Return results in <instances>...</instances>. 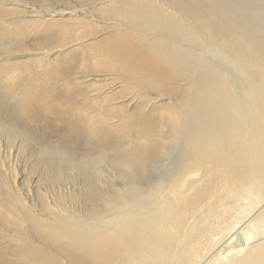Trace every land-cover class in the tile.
Wrapping results in <instances>:
<instances>
[{"label":"bare ground","instance_id":"6f19581e","mask_svg":"<svg viewBox=\"0 0 264 264\" xmlns=\"http://www.w3.org/2000/svg\"><path fill=\"white\" fill-rule=\"evenodd\" d=\"M76 1L103 5L105 28L81 42L110 33L90 45L107 68L95 73L140 112L83 120L85 167L65 142L35 139L20 116L33 109L8 106L0 86V132L28 148L48 194L0 188V264H264V0ZM48 37L40 50L61 47ZM121 120L136 141L114 139Z\"/></svg>","mask_w":264,"mask_h":264},{"label":"rangeland","instance_id":"374dc122","mask_svg":"<svg viewBox=\"0 0 264 264\" xmlns=\"http://www.w3.org/2000/svg\"><path fill=\"white\" fill-rule=\"evenodd\" d=\"M102 6L85 5L76 0H0V86L7 87V97L13 96L6 104L29 106L33 109L29 114H20L25 128L35 139L42 137V142L50 146H61L63 141L77 149L75 158L85 167L93 164L89 156L83 155V150L84 144H87L94 131L89 129L87 133L85 130L82 138L78 139L76 129L82 128L80 125L85 124L83 120L96 124L102 121L105 112L123 118H135L136 113L140 112L136 106L140 100H136V104L131 107H127L126 102L114 104L116 94H123L109 90L113 79L105 76L106 72L95 73L106 71L107 68L93 58L96 54L91 46L105 41L110 33H103L96 39L81 42L82 39L85 40L105 28L106 24L99 20L98 12L95 11ZM90 11L97 17L86 14ZM63 13L64 15H61ZM48 17L55 20L47 21ZM47 27L51 29L46 31ZM62 36L63 40H54L61 47L48 44L47 48L40 50L43 47L41 38ZM13 43L16 45L13 46ZM224 70L233 78L229 69ZM86 76L91 77L82 82ZM14 83H17L15 89ZM102 88L107 90L101 92ZM161 103L163 105L159 107L158 115L168 113L173 104L169 99ZM142 111L146 112L144 106ZM116 123L117 121L111 122L110 126ZM131 132L132 130L126 129L122 120L114 131H111L114 139L120 143L136 141L131 138ZM18 142L19 140H9L6 134L0 132V188L7 189L9 184L13 189L17 186V190L20 185L23 188L31 187V195L34 191L38 194L40 192L37 198L33 197L34 201H48V194L43 192L45 185L39 182L38 186L36 174L32 172L33 161L28 156V148H19ZM30 146L37 151L38 147L34 142L30 143ZM104 156L108 160L111 154L106 153ZM162 161L157 162L153 170L147 171L144 176L147 178L161 175L168 164H165L166 161L162 164ZM101 165L105 166V171L108 169L105 163ZM114 180L116 184L122 183L120 179ZM36 185L39 188H36ZM64 201L62 204L66 207L74 204L70 197ZM4 233V230L0 229V237Z\"/></svg>","mask_w":264,"mask_h":264}]
</instances>
